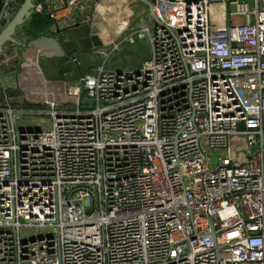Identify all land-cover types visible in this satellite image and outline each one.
Listing matches in <instances>:
<instances>
[{"label": "built area", "instance_id": "1", "mask_svg": "<svg viewBox=\"0 0 264 264\" xmlns=\"http://www.w3.org/2000/svg\"><path fill=\"white\" fill-rule=\"evenodd\" d=\"M100 2L36 12L57 29L69 11L92 23ZM153 9L152 29L107 41L147 39L139 67L99 62L67 93L24 70L36 109L2 87L0 264H264V0ZM28 114L51 128L25 129Z\"/></svg>", "mask_w": 264, "mask_h": 264}, {"label": "rangeland", "instance_id": "2", "mask_svg": "<svg viewBox=\"0 0 264 264\" xmlns=\"http://www.w3.org/2000/svg\"><path fill=\"white\" fill-rule=\"evenodd\" d=\"M110 0H105L104 3L100 2L99 6L102 4L104 5V14H106L104 20H94L93 27L94 29L102 34V39L104 40V44L101 46H98L99 48H96V46H93V49L91 46H86L81 44L82 46L79 48H75L73 44L67 45V48L69 50L76 49L80 51H75L74 55L76 58H72L69 63H66L65 61L59 60L58 58L50 59V58H40L39 64L42 69V71L49 76V74L53 72L54 77H49L51 80H64L68 79L71 80L70 83L66 84L64 86V91L67 93L69 86L74 84L73 80L78 79V73H79V66H81L82 69L85 71L91 72L93 71V67L96 66L99 62L106 61V64L108 67L111 68H120V69H129V68H137L139 67L142 62L146 59V57L149 54V43L147 39L144 40H137L136 43L130 44V43H124L120 47L119 50H112V46L107 45L106 39L108 41L109 36L111 35L116 36L120 34V31L128 24L130 18H129V6H133V3L131 0H121L119 2L116 1L115 4L111 3L108 4L107 2ZM96 9V15L99 13V8ZM235 7L232 6V9ZM136 10V9H135ZM137 11V10H136ZM75 16V14H74ZM107 18L111 19V23L107 20ZM155 23L154 17L151 15V13H145L139 16L137 19V23L133 26V29L137 27L142 28L143 25H146L153 28V24ZM63 24V23H61ZM60 24V25H61ZM118 29V30H117ZM23 32H20L17 37L20 39L23 35ZM89 45H92V39L90 36H88ZM84 50V51H82ZM97 50V52H96ZM22 55V54H21ZM76 59L79 62V66L77 62L74 60ZM22 60L24 64V70H27V67L25 66L28 62L27 54L22 55ZM78 66V67H77ZM64 67L65 71L63 73L60 72V69ZM91 67V68H89ZM26 72V74H27ZM24 74L22 75L23 78ZM22 83L24 81L21 80ZM21 87H23V91L18 89H10L7 87V91L5 92L6 97H8V101L10 103H21L23 98L29 99V92H30V85L29 84H21ZM16 93V95L14 94ZM21 99V100H20ZM20 100V101H19ZM26 107H35L36 105L31 103H26ZM21 126L25 129L32 130V131H43L48 130L51 128V121L48 119H45L43 116H36L33 114L26 115L23 120L21 121ZM250 146L246 142V140H241L237 145L234 147V154L239 153L240 155L245 151L249 150ZM240 159V158H239ZM51 230L47 228H35V227H28L23 228L22 233L24 236L27 237H37L39 235H43L45 232H50Z\"/></svg>", "mask_w": 264, "mask_h": 264}, {"label": "crops", "instance_id": "3", "mask_svg": "<svg viewBox=\"0 0 264 264\" xmlns=\"http://www.w3.org/2000/svg\"><path fill=\"white\" fill-rule=\"evenodd\" d=\"M149 1L152 2V4H155L158 0H149ZM0 2H1L0 17H1L5 0H0ZM131 2L133 3V6L128 7L129 12H130L129 14L130 22H128V24L123 28L126 30L122 29L120 31V33L122 32L121 34H126L127 32L135 31L139 27L136 26V28L133 29V26L137 23V19L139 18V16L145 13H149V9H148L149 7L146 3L141 2L140 0H137V1L131 0ZM34 3L39 4V5L43 4L42 0H34ZM103 6L104 5H102V8L100 9L98 16H97L98 20H101V21L104 20L106 16V14H104ZM137 7H139V9H137V11H134V9H136ZM35 13L42 14L40 12H35ZM74 14L75 13L73 11L71 12L69 11L67 17H65L63 21H61V23L63 24H61L60 28L64 30L60 34L57 35L55 33L56 28L51 27L49 30H47L42 35L57 36V38L60 39V41L65 45L66 48H67V45L70 46L69 44H73L75 48L81 47L82 46L81 44L86 45V46H91L92 49H93V46H96L95 49L99 48L98 46L100 45L102 46L104 44V40L102 39V34L97 32L94 29L93 23H86V22L78 21L77 15L75 14L74 16ZM94 20H96V14L94 16ZM107 20L111 22V19L107 18ZM1 30L2 29L0 28V31ZM21 36H22L20 37L21 42L25 43L27 40H29V36H26L24 34ZM88 36H90L92 39V45L88 44L89 43ZM107 36L109 35H106V38ZM105 41L107 43V39ZM77 51H80V50H77ZM21 54H22L21 49L19 47H17L16 45H10V46H6L3 54L0 55V102L2 101V92H1L2 87H8L10 89L20 88L21 91L24 90L23 87H21V78L23 75L20 71V66L23 65ZM77 63L79 62L77 61ZM15 71L17 74L12 73ZM50 76L54 77L53 72L52 74L51 73L49 74V77ZM78 76H80V73H78ZM62 81L68 84L70 83L71 80L64 79ZM73 81L75 83L76 79ZM14 94L16 95V93Z\"/></svg>", "mask_w": 264, "mask_h": 264}, {"label": "water", "instance_id": "4", "mask_svg": "<svg viewBox=\"0 0 264 264\" xmlns=\"http://www.w3.org/2000/svg\"><path fill=\"white\" fill-rule=\"evenodd\" d=\"M148 5L149 12L154 17L155 22L159 23L157 19L153 4L149 0H140ZM37 6L34 0H12L8 5L4 4L2 15L0 17V55L3 54L5 47L9 45H16L21 49L22 55L32 53L39 59L41 58H65L70 55L65 45L55 35H41L36 38H31L25 43L21 42L17 35L22 31V27L36 12ZM64 29L57 28L56 34H60ZM20 71L23 74L24 66H20ZM17 74L16 71L12 72ZM84 99L83 91L80 100ZM28 103L26 98L23 99L22 104ZM214 162H217V157H214Z\"/></svg>", "mask_w": 264, "mask_h": 264}, {"label": "trees", "instance_id": "5", "mask_svg": "<svg viewBox=\"0 0 264 264\" xmlns=\"http://www.w3.org/2000/svg\"><path fill=\"white\" fill-rule=\"evenodd\" d=\"M0 9H1V2H0ZM54 21L52 18H50L46 14H39V13H34L33 16L28 20V22L22 27V31L24 35L29 36V39L31 38H36L44 34L47 30H49L51 27H53ZM67 51L70 52V55L65 57V58H58L59 60L65 61L66 63H69L72 58H76L74 55V52L77 51L76 49L69 50L66 48ZM73 60V59H72ZM78 66L80 65L77 63ZM65 68L62 67L60 69V72L63 73ZM79 73L85 74L88 71H85L84 69L79 66Z\"/></svg>", "mask_w": 264, "mask_h": 264}, {"label": "bare ground", "instance_id": "6", "mask_svg": "<svg viewBox=\"0 0 264 264\" xmlns=\"http://www.w3.org/2000/svg\"><path fill=\"white\" fill-rule=\"evenodd\" d=\"M116 1L119 2L121 0H110L107 3L108 4H111V3L115 4ZM102 3H104V0H102ZM99 7L100 8L98 10L100 11V9L102 8V6L100 5ZM137 9H139V7H137L136 10ZM136 10L134 9V11H136ZM97 16H98V13L96 15V18H97ZM109 23H111V22H109ZM112 39H110V40H112ZM27 58H28V62L26 63L25 66L27 67V69L29 71L28 75L29 74H34L35 77L41 75V68H40V64H39V60H38L37 56L34 55V54H32V53H27ZM26 78H30V77L27 76Z\"/></svg>", "mask_w": 264, "mask_h": 264}]
</instances>
